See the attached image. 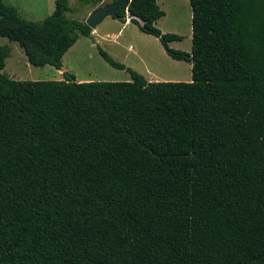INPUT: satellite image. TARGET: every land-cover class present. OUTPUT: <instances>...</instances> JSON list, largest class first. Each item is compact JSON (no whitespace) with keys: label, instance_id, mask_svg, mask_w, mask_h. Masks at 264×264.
<instances>
[{"label":"trees","instance_id":"obj_1","mask_svg":"<svg viewBox=\"0 0 264 264\" xmlns=\"http://www.w3.org/2000/svg\"><path fill=\"white\" fill-rule=\"evenodd\" d=\"M116 0H111L114 2ZM55 0L40 22L0 0V37L33 67L92 30ZM190 52L157 0L114 19L191 65L189 82L20 81L0 46V264H264V0H188Z\"/></svg>","mask_w":264,"mask_h":264},{"label":"rangeland","instance_id":"obj_2","mask_svg":"<svg viewBox=\"0 0 264 264\" xmlns=\"http://www.w3.org/2000/svg\"><path fill=\"white\" fill-rule=\"evenodd\" d=\"M67 1L70 8L78 9L77 0ZM2 2L14 7L22 19L40 22L53 12L55 0H2ZM109 2L111 0H102V4ZM157 5L164 12V16L157 20L154 26L163 34L181 36V41L171 42L169 47L189 53L191 11L188 0H157ZM93 9L82 7L80 11H73L68 16L84 21ZM116 21L107 17L96 26L94 36H80L62 57L64 71L72 74L80 82L131 81L126 70L114 69L102 59L98 53L100 48L114 61L142 75L148 82H189L191 80L189 63L171 59L166 55L158 39L141 32L137 25L132 23L121 29L122 25ZM107 34L115 35L116 38H105ZM5 45L9 47L10 54L5 60L3 73L10 79L62 80V76H57L58 70L51 66H31L16 42L0 37V46Z\"/></svg>","mask_w":264,"mask_h":264},{"label":"water","instance_id":"obj_3","mask_svg":"<svg viewBox=\"0 0 264 264\" xmlns=\"http://www.w3.org/2000/svg\"><path fill=\"white\" fill-rule=\"evenodd\" d=\"M123 0H116L114 2L104 3L95 7L84 20V23L91 29H95L105 18H115L116 11L120 7ZM129 17H131L129 15Z\"/></svg>","mask_w":264,"mask_h":264},{"label":"crops","instance_id":"obj_4","mask_svg":"<svg viewBox=\"0 0 264 264\" xmlns=\"http://www.w3.org/2000/svg\"><path fill=\"white\" fill-rule=\"evenodd\" d=\"M112 19H114V18H112ZM130 19H131V17H129L128 13H126L125 20L123 22H119L118 20L116 22H118V23H120L122 25L121 26V29H124L125 27L129 26V24H132V22L130 21ZM121 29L119 30L118 33H120ZM94 35H95V29L92 30L91 37L94 36ZM107 37L112 38V39H115L116 38V36L115 35H112V34L105 35V38H107ZM62 71H64L63 66H62V70L61 71L58 70L57 76H62L61 75V72ZM77 82H80V81H77Z\"/></svg>","mask_w":264,"mask_h":264}]
</instances>
